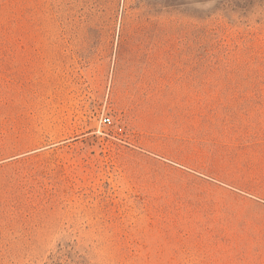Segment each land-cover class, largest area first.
<instances>
[{
    "label": "rangeland",
    "instance_id": "rangeland-1",
    "mask_svg": "<svg viewBox=\"0 0 264 264\" xmlns=\"http://www.w3.org/2000/svg\"><path fill=\"white\" fill-rule=\"evenodd\" d=\"M0 264H264V0H0Z\"/></svg>",
    "mask_w": 264,
    "mask_h": 264
},
{
    "label": "built area",
    "instance_id": "built-area-1",
    "mask_svg": "<svg viewBox=\"0 0 264 264\" xmlns=\"http://www.w3.org/2000/svg\"><path fill=\"white\" fill-rule=\"evenodd\" d=\"M100 121L103 124H109L111 122V118L108 115H102Z\"/></svg>",
    "mask_w": 264,
    "mask_h": 264
}]
</instances>
